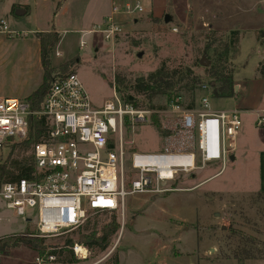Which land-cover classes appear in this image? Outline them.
Returning <instances> with one entry per match:
<instances>
[{
    "label": "rangeland",
    "instance_id": "1",
    "mask_svg": "<svg viewBox=\"0 0 264 264\" xmlns=\"http://www.w3.org/2000/svg\"><path fill=\"white\" fill-rule=\"evenodd\" d=\"M97 3V0H0V18H4L8 29L13 31L10 35L0 33V94L26 90L30 77L38 71L35 31L56 29L60 40L50 54V76L74 70L93 106H100L111 96L116 76L123 79V84H130L162 62L168 68L188 67L200 80L192 92L178 91L181 105L186 107L191 100L195 105L201 96H206L211 110L240 107L242 135L238 151L244 154L238 156L235 152L237 160L228 158L218 174L220 163H210L161 182V186L170 190L127 194L123 201L122 225L116 213L89 214L87 219L96 223L97 235L100 227L112 217L119 225L106 250L95 255L90 253L86 260H78L75 264H108L113 255L118 256V250L125 257L124 264H176V254L185 243L189 246L197 243L195 255L199 258L203 254L208 264L264 260V191L259 190L257 157L260 127L255 125L256 117L245 113L240 106L243 105L240 94L236 98L210 95L211 78L205 69L217 63L220 53L221 63L232 72L235 63L239 75L252 72L251 57L245 68L241 66L251 50L252 40L244 35L239 46L238 33H230L232 30L243 33L247 27L259 23V18L243 17L244 8L251 0H167L159 18L149 16L143 7L141 12L118 18L123 22L122 32L114 46L102 41L96 33H82L93 27L107 5ZM13 4H25L29 10L14 15L11 12ZM193 13L197 17L205 15L216 26L205 25L204 19L194 18ZM260 24H264L263 21ZM260 33L261 30H257L256 36ZM83 39L86 46H79ZM56 50L59 55L55 54ZM201 60L206 64H201ZM65 61L69 65L61 70L60 65ZM121 93L141 100V96L128 87L122 88ZM169 100L158 95L151 100L156 107H149L146 101L138 106L150 110L149 121L134 127L126 121L124 137L131 142L126 146L128 150L149 152L177 145V139L168 133L170 114L160 111ZM153 114L159 126L154 124ZM28 150L24 151L26 155ZM17 151L19 146L11 157ZM25 231L35 233L33 220L24 221L21 215L7 208L0 197V238L7 239L9 235ZM75 234L70 236L74 238ZM61 236L45 238L44 242L58 244ZM36 254L24 243H9L0 250V264H35Z\"/></svg>",
    "mask_w": 264,
    "mask_h": 264
},
{
    "label": "built area",
    "instance_id": "2",
    "mask_svg": "<svg viewBox=\"0 0 264 264\" xmlns=\"http://www.w3.org/2000/svg\"><path fill=\"white\" fill-rule=\"evenodd\" d=\"M262 7L264 10V0ZM141 11L139 0L114 3L101 22L82 33H96L114 46L122 32L118 16ZM0 32L13 33L4 18H0ZM79 46H86V41L81 40ZM55 54L60 52L56 50ZM133 99L128 95L125 100L112 87L111 96L100 106H93L76 72L52 77L38 110H33L25 98H0V162L11 144L26 137L28 117H45L44 138L32 143L27 152L33 162L31 176L0 184L5 206L24 221L33 220L35 236L67 233L97 212L116 213L122 225L127 194L170 190L161 182L210 163H220L218 174L233 155L241 110H211L206 96L190 108L183 107L177 96L160 110L170 114L168 133L177 139L176 146L149 152L128 150L126 146L131 142L124 137L126 121L133 127L144 124L150 113L133 105ZM261 102L264 105V95ZM262 113L264 108L256 118L257 126L263 124ZM71 249L80 261L89 257L90 250L78 241H73ZM75 263L58 262L53 254L35 256V264Z\"/></svg>",
    "mask_w": 264,
    "mask_h": 264
},
{
    "label": "trees",
    "instance_id": "3",
    "mask_svg": "<svg viewBox=\"0 0 264 264\" xmlns=\"http://www.w3.org/2000/svg\"><path fill=\"white\" fill-rule=\"evenodd\" d=\"M18 4H13L11 12L18 7ZM27 9V6H24ZM121 23H123L121 21ZM231 34L239 35V32L232 30ZM36 36L39 40V56L42 67V80L40 84L31 91L25 99L29 102L30 107L33 110L40 108V102L50 84L52 77L55 75H63L69 72H75L74 70L66 73L57 72L50 76L52 67L50 66V54L54 45L59 41V35L54 30L36 32ZM217 63H213L209 66H205L208 77L211 78V90L210 95L212 97H232L234 95V83L232 70L227 69L223 63L222 54H217ZM69 62L65 61L61 63L60 68L63 70L64 66L67 67ZM199 77L192 72L188 67L180 68H168L162 62L159 67L149 72L145 76L136 77L132 83L123 84V79L119 76L115 77V89L126 100L128 94L121 93V89L128 87L136 95L141 96V100L134 98L131 102L135 106H143L145 101L149 107H156L151 103L153 97L158 95H164L167 99L176 97L178 91L183 89L189 92L195 88L199 82ZM193 100H191L186 107H193ZM159 107V106H158ZM152 120L156 126H159L158 118L155 114L152 115ZM45 117L43 115L34 114L28 117V129L26 137L19 143L11 144L6 159L0 162V184L6 180H14L19 177H30L33 170V162L29 154H25L24 151L32 143L43 139L45 133ZM19 146V151L14 157L11 154L16 147ZM119 222L115 217H112L108 222L100 227V234L97 235L96 223H90L89 219L78 226L76 229L67 233L61 234V240L58 244H45V238L34 235V232L25 231L23 234L9 235L7 239L0 238V250H3L5 246L16 245L18 243H24L37 254H53L55 260L61 263H74L78 262V259L74 256L71 244L73 241H78L84 244L92 255L98 252L106 250L110 246L111 236L116 232ZM76 233L75 237H71L70 234ZM3 239V240H2ZM117 254L113 255L108 264H117Z\"/></svg>",
    "mask_w": 264,
    "mask_h": 264
},
{
    "label": "crops",
    "instance_id": "4",
    "mask_svg": "<svg viewBox=\"0 0 264 264\" xmlns=\"http://www.w3.org/2000/svg\"><path fill=\"white\" fill-rule=\"evenodd\" d=\"M64 1V0H63ZM133 2L135 0H97L98 3L104 2L107 4L105 6V9L101 11L98 15V21H96L94 24H97L101 22L104 17L109 13L110 8L112 4L117 3H123V2ZM141 4L144 7V10L148 13L149 16H152L154 18H159L162 14L163 9L165 8L167 4V0H139ZM262 1L263 0H251L250 5L246 6L244 8L243 17H246L248 15L252 16V18H259V23L254 24L250 27H247L246 31L243 33L239 32L238 35V45L242 38H244V35L248 36L250 40H252L253 44H251V50L246 53L245 56V64H242V68H245L248 58L251 57L253 59V62L250 65L251 73H243L242 75L238 74L239 69L236 68L237 63H235V66L233 67V83L234 86H236V90H234V95L232 97L236 98L239 94L241 95L239 97V100L243 102V105H240L244 108V112L248 114H253L256 118L261 113V110L264 108V105L261 102V98L264 95V24H260V22L263 21L264 23V10L262 7ZM97 3V4H98ZM19 5V4H18ZM189 5V4H188ZM24 6L27 5H19L18 7L25 8ZM17 8V7H16ZM26 12L29 10L28 6L27 9L25 8ZM25 12V13H26ZM249 16V17H250ZM121 16H118V18ZM194 18H203V22H205V25L208 26H216L213 23H211L208 19H206V16L203 14L197 15L193 13ZM261 17V18H260ZM103 18V19H102ZM119 20V19H118ZM185 20V19H183ZM121 22V20H119ZM56 31L59 34V30L51 29ZM87 30V29H86ZM261 30V33L259 37L256 36V31ZM44 31V30H41ZM40 32V31H35ZM1 33V32H0ZM60 40V39H59ZM59 43V41H58ZM240 46V45H239ZM37 69L36 73L32 74L33 76L30 77V82L26 86V90L24 92L20 91L18 92H11L10 95L0 94V98L6 97V96H14V97H22L25 98L31 91H33L41 82L42 80V67L40 63V56H39V40L37 39ZM240 109V107H239ZM264 115V113H262ZM256 122V120H255ZM256 125V124H255ZM257 126V125H256ZM259 129V143L257 150V157H258V165H259V171H260V177H259V190L264 191V120L263 124L261 126H258ZM242 134L239 133L237 135L236 139V148L233 152V161H236L235 152H237L238 156H242L244 153L243 151H238L239 149V142L240 137ZM184 238V237H183ZM198 250L197 243H194L193 245L189 246L185 243V247L183 249H180L179 252L176 254L178 261L176 264H208L207 258L201 254L199 255V258L195 253ZM192 255H195V258H191ZM118 263L117 264H124L125 257L123 258V255L118 250ZM251 262H245V264H264V260H250ZM260 261H263L262 263ZM215 264H222V263H215Z\"/></svg>",
    "mask_w": 264,
    "mask_h": 264
},
{
    "label": "water",
    "instance_id": "5",
    "mask_svg": "<svg viewBox=\"0 0 264 264\" xmlns=\"http://www.w3.org/2000/svg\"><path fill=\"white\" fill-rule=\"evenodd\" d=\"M26 12L25 8H22V7H17L13 10V14L14 15H22ZM164 20L167 21V15H164ZM139 55V54H138ZM201 64H206V62L204 60H201L200 61ZM234 90H236V86H234ZM132 99V97H130V100ZM230 159L232 160L233 159V155L230 156Z\"/></svg>",
    "mask_w": 264,
    "mask_h": 264
}]
</instances>
